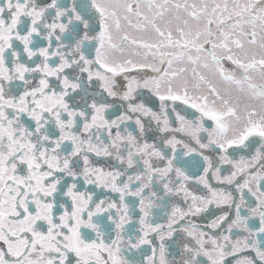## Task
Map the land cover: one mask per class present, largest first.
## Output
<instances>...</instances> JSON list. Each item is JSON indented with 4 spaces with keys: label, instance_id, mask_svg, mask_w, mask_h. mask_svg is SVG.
Listing matches in <instances>:
<instances>
[{
    "label": "snow or ice",
    "instance_id": "snow-or-ice-1",
    "mask_svg": "<svg viewBox=\"0 0 264 264\" xmlns=\"http://www.w3.org/2000/svg\"><path fill=\"white\" fill-rule=\"evenodd\" d=\"M0 264H264V0H0Z\"/></svg>",
    "mask_w": 264,
    "mask_h": 264
},
{
    "label": "flooded vegetation",
    "instance_id": "flooded-vegetation-1",
    "mask_svg": "<svg viewBox=\"0 0 264 264\" xmlns=\"http://www.w3.org/2000/svg\"><path fill=\"white\" fill-rule=\"evenodd\" d=\"M61 2H65V0H61ZM78 2H79V0H78ZM226 67H229L230 68L231 65L230 64H227V62H226ZM145 99H147V97H145ZM240 154H242V153H238L237 154V158L239 157ZM93 159H95V158H93ZM95 191H96L97 195H100V191L101 190L97 189ZM106 195H108V196H115V194H112V193H106ZM154 211L157 213V221L158 222H165L166 223V218L163 216V213L160 212L159 210H154ZM169 211H170V209H169ZM137 227H138V225H137ZM134 258L135 259H139V260H142L143 259V257L142 256H139V255L136 256V257H134ZM170 259H171V257H170Z\"/></svg>",
    "mask_w": 264,
    "mask_h": 264
}]
</instances>
